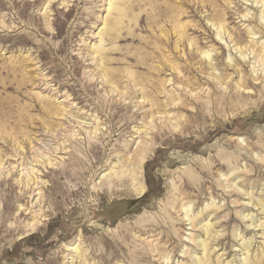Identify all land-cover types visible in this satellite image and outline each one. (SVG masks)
I'll return each instance as SVG.
<instances>
[{
	"label": "rangeland",
	"instance_id": "1",
	"mask_svg": "<svg viewBox=\"0 0 264 264\" xmlns=\"http://www.w3.org/2000/svg\"><path fill=\"white\" fill-rule=\"evenodd\" d=\"M0 264H264V0H0Z\"/></svg>",
	"mask_w": 264,
	"mask_h": 264
},
{
	"label": "bare ground",
	"instance_id": "2",
	"mask_svg": "<svg viewBox=\"0 0 264 264\" xmlns=\"http://www.w3.org/2000/svg\"><path fill=\"white\" fill-rule=\"evenodd\" d=\"M140 1H142V0H138V3L140 2ZM110 4H112L113 6H115V4L114 3H110ZM115 11H117V13H119L120 11H121V8H119V7H115ZM222 28V25L220 26V29ZM102 60H103V58H101ZM104 76L108 79V77L109 76H107V74H105L104 73ZM249 83L248 82H244V86L246 87L247 85H248ZM247 91H249V90H247ZM246 93H248V92H246ZM239 96L240 97H242V95H240V93H239ZM239 96H238V98H239ZM231 103V105H233V103L232 102H230ZM188 172V174H189V176H190V178L194 175L191 171H187ZM132 182H134V183H136V178H133L132 179ZM186 215V214H185ZM203 245V244H202ZM199 259V258H198ZM201 260V259H200ZM200 260H197V263H198V261H200Z\"/></svg>",
	"mask_w": 264,
	"mask_h": 264
}]
</instances>
